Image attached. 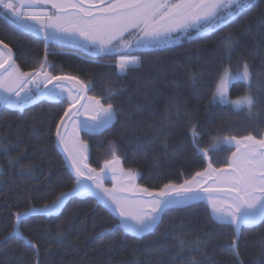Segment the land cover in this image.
<instances>
[{
  "label": "trees",
  "instance_id": "1",
  "mask_svg": "<svg viewBox=\"0 0 264 264\" xmlns=\"http://www.w3.org/2000/svg\"><path fill=\"white\" fill-rule=\"evenodd\" d=\"M262 16L264 0H257L246 14L215 32L193 33V40L179 45L138 50L134 54L141 57L142 67L126 75L116 74L115 54L97 55L77 45L48 41L47 70L52 75L91 82V96L115 92L105 101L117 109L115 123L99 135L83 133L90 145V164L100 169L114 144L125 168L138 173L139 183L159 190L207 167L187 135L191 124H199L202 149L217 139L218 129L220 137L264 132V104L252 110L260 113L258 119L249 118L246 110L209 106L222 68L230 63L236 71L237 63L244 61L253 73L252 95L264 99V28L258 23ZM246 24H251V31L244 30ZM229 33L239 41L230 62L220 43ZM0 41L13 50L22 72L39 69L45 60L43 35L13 23L1 9ZM246 91L247 85L237 81L230 93L237 97ZM67 106L51 98L24 110L0 103V143L5 145L0 148V264H185L193 257L199 264H237L228 247L232 230L210 218L204 201L168 210L152 233L137 237L116 228L117 217L94 197H73L58 215L23 217L17 226L22 235H15L17 212L50 204L73 187L75 176L55 136ZM234 150L221 146L211 152L213 166L225 167ZM17 157L19 162L10 165ZM197 239L203 242L200 252L189 247ZM180 241L186 242L183 250ZM238 248L242 264H264V221L241 229Z\"/></svg>",
  "mask_w": 264,
  "mask_h": 264
},
{
  "label": "snow or ice",
  "instance_id": "2",
  "mask_svg": "<svg viewBox=\"0 0 264 264\" xmlns=\"http://www.w3.org/2000/svg\"><path fill=\"white\" fill-rule=\"evenodd\" d=\"M257 0H0L13 23L26 31L43 35L45 60L33 72H22L15 64L12 49L0 41V102L23 108L40 96L67 102V108L56 125L57 145L63 146L74 170L75 180L69 191L60 192L50 203L40 208L30 206L17 212V224L23 217L33 214L53 215L65 202L74 196L95 192L100 202L107 204L118 213L116 228L137 236L151 233L162 221L163 215L171 209L189 206L196 202H206L210 218L231 231L228 247L234 254L237 264H242L239 254L241 229L264 221V132L237 136L220 137L209 148H201L203 138L199 124L190 125L187 135L196 153L207 160V167L196 171L182 183L168 182L159 190H150L135 183L137 172L124 169L121 156L114 144L110 145V158L103 161L97 170L88 163V142L81 139L80 133L100 134L113 125L117 109L113 103L105 102L115 95L109 91L107 97L89 96L91 82L75 76L52 75L47 69V42L66 40L76 43L97 54L116 55L114 68L117 75H126L130 70L142 67L138 50L154 49L164 45H179L182 41L215 32L236 18L251 10ZM47 6H50L47 7ZM264 28V16L258 22ZM251 31V24L243 26ZM238 39L232 34L221 37L227 60ZM259 44V42H257ZM6 50V51H5ZM251 65L244 61L237 63L233 71L231 64L223 67L209 101L210 107H225L232 111H247L249 118L258 119L260 113L253 109L264 104V99L252 95ZM190 79H197L196 73ZM65 81L73 83L72 88L64 86ZM243 81L247 85L245 94L235 99L229 95L230 85ZM31 85V87H29ZM51 85V88L48 86ZM260 88V85H257ZM85 101L81 103V101ZM178 115V113H177ZM70 127V131H69ZM163 134V131L161 132ZM137 143L141 141L137 140ZM221 146L234 148L226 166H213L211 152ZM5 145L0 143V148ZM19 162V157L10 159L9 164ZM28 171V169H22ZM113 181L111 188L105 187L104 180ZM12 235V233H9ZM15 235H22L18 231ZM27 244L36 249V244L23 237ZM7 239V237H5ZM199 239L190 242V249L200 252ZM186 242L180 241L183 250ZM261 254H264L262 249ZM205 257V260H208ZM185 264H199L193 257Z\"/></svg>",
  "mask_w": 264,
  "mask_h": 264
},
{
  "label": "water",
  "instance_id": "3",
  "mask_svg": "<svg viewBox=\"0 0 264 264\" xmlns=\"http://www.w3.org/2000/svg\"><path fill=\"white\" fill-rule=\"evenodd\" d=\"M0 47H2V45H0ZM6 51V50H5ZM12 52H13V50H12ZM13 59H14V61L16 62V60H15V54H14V52H13ZM64 86L66 87V88H72L73 87V83L71 82V81H65L64 82ZM49 88H51V85H49L48 86ZM87 95H89V96H91L90 95V91L87 93ZM44 99H48V96H40V97H38V98H36V99H34L33 100V102L32 103H30V104H26L23 108H17V107H13V106H9V105H6V104H4V103H2V102H0L1 104H2V106L3 107H9V108H14V109H17V110H24L25 108H28V107H30V106H32V105H35V104H37V103H39L40 101H42V100H44ZM85 101H81V103H84ZM116 121V120H115ZM115 123V122H114ZM113 123V124H114ZM104 132V131H103ZM102 132V133H103ZM83 133H85V132H82L81 134H80V137H81V139L83 138L82 136H83ZM102 133H100V134H102ZM91 135V134H90ZM95 135H99V134H95ZM58 146V149L60 150V152L62 153V155H63V157H64V159H65V161H66V163H67V166H68V168H70V170L72 171V173L74 174V170L71 168V162H70V160L68 159V155H67V153H65L64 151H63V146H61V145H57ZM88 148H89V151H88V163H90V145H89V143H88ZM123 163V162H122ZM75 176V175H74ZM90 196H92V197H94L95 199H97L98 200V204H100V205H103L104 207H106L114 216H116L117 217V219L119 220V215H118V213H116L115 211H113L112 210V208H110L107 204H105V203H103V202H100L99 201V198L95 195V192H89V193H87V194H85V195H77V196H74V197H80V198H87V197H90ZM71 198H73V197H71ZM70 199V198H69ZM68 199V200H69ZM67 200V201H68ZM67 201L65 202V204H64V206L57 212V213H55V214H53V215H58V214H60L61 212H62V209L65 207V205H66V203H67ZM200 202H203V201H200ZM197 203V202H196ZM33 215H37V214H33ZM41 215H44V214H41ZM159 225V224H158ZM157 225V226H158ZM18 226V225H17ZM156 226V227H157ZM254 226V225H253ZM156 229V228H155ZM154 229V230H155ZM18 231V227L16 228V232ZM127 233V232H126ZM152 233V232H151ZM127 234H131V235H133V236H137V235H135V234H133V233H127ZM147 234H149V233H146V234H143V235H140V236H137V237H141V236H144V235H147Z\"/></svg>",
  "mask_w": 264,
  "mask_h": 264
},
{
  "label": "rangeland",
  "instance_id": "4",
  "mask_svg": "<svg viewBox=\"0 0 264 264\" xmlns=\"http://www.w3.org/2000/svg\"><path fill=\"white\" fill-rule=\"evenodd\" d=\"M48 7H50V6H48ZM2 11H4L3 9H1ZM60 41H63V42H66V43H71V41H66V40H60ZM92 52V51H91ZM92 53H94V52H92ZM94 54H97V53H94ZM97 55H101V54H97ZM15 64L18 66V64H17V62H15ZM19 67V66H18ZM20 69V68H19ZM21 71V70H20ZM235 82H237V81H234L231 85H230V88H229V95H230V97L231 98H233V99H235L236 97H232V95H231V88H232V85L235 83ZM29 87H31V85L29 86ZM49 98V97H48ZM71 129H70V127H69V131H70ZM82 133V132H81ZM80 133V134H81ZM83 139V138H82ZM83 140H85V139H83ZM90 164V163H89ZM121 165H122V167L124 168V169H126L125 168V166L123 165V163H122V159H121ZM90 166L91 167H93L91 164H90ZM94 168V167H93ZM95 169H97V170H99L98 168H95ZM135 183L137 184V185H139V186H142V187H145V186H143V185H141L140 183H139V181H138V175H137V177H136V180H135ZM104 185H105V187H108V188H111L112 187V185H113V181H112V179H111V177H110V175H109V178H106L105 180H104ZM147 188V187H146ZM149 189V188H148ZM151 190V189H150ZM36 208H40V207H42V206H35Z\"/></svg>",
  "mask_w": 264,
  "mask_h": 264
},
{
  "label": "flooded vegetation",
  "instance_id": "5",
  "mask_svg": "<svg viewBox=\"0 0 264 264\" xmlns=\"http://www.w3.org/2000/svg\"><path fill=\"white\" fill-rule=\"evenodd\" d=\"M48 7V6H47ZM50 8V7H49Z\"/></svg>",
  "mask_w": 264,
  "mask_h": 264
}]
</instances>
